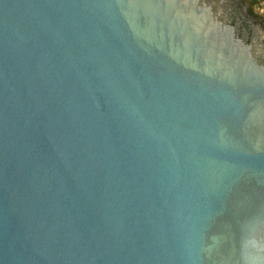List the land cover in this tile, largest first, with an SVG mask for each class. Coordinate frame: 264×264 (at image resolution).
<instances>
[{"label": "water", "instance_id": "95a60500", "mask_svg": "<svg viewBox=\"0 0 264 264\" xmlns=\"http://www.w3.org/2000/svg\"><path fill=\"white\" fill-rule=\"evenodd\" d=\"M0 264H264L241 0H0Z\"/></svg>", "mask_w": 264, "mask_h": 264}, {"label": "flooded vegetation", "instance_id": "af4514ba", "mask_svg": "<svg viewBox=\"0 0 264 264\" xmlns=\"http://www.w3.org/2000/svg\"><path fill=\"white\" fill-rule=\"evenodd\" d=\"M264 0H241L248 15L259 24L264 31V12L262 11Z\"/></svg>", "mask_w": 264, "mask_h": 264}, {"label": "rangeland", "instance_id": "374dc122", "mask_svg": "<svg viewBox=\"0 0 264 264\" xmlns=\"http://www.w3.org/2000/svg\"><path fill=\"white\" fill-rule=\"evenodd\" d=\"M262 11L264 12V1H263V8H262Z\"/></svg>", "mask_w": 264, "mask_h": 264}]
</instances>
